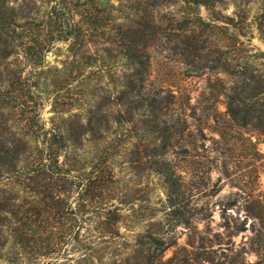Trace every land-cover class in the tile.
Returning <instances> with one entry per match:
<instances>
[{
	"label": "rangeland",
	"instance_id": "374dc122",
	"mask_svg": "<svg viewBox=\"0 0 264 264\" xmlns=\"http://www.w3.org/2000/svg\"><path fill=\"white\" fill-rule=\"evenodd\" d=\"M262 3L0 0V264H264V133L216 68L264 61ZM47 30L37 67L2 44Z\"/></svg>",
	"mask_w": 264,
	"mask_h": 264
},
{
	"label": "trees",
	"instance_id": "16d2710c",
	"mask_svg": "<svg viewBox=\"0 0 264 264\" xmlns=\"http://www.w3.org/2000/svg\"><path fill=\"white\" fill-rule=\"evenodd\" d=\"M198 2V0H195ZM254 20L260 34V37L264 40V0L261 5V12L255 16ZM2 22L9 26H18L16 19L13 17H3ZM236 25V31L234 35H238ZM51 30H47L44 33L41 41V49L39 52V59H31L27 56L38 43V39H30L26 36L22 37L20 43H16L11 38H6L2 41L8 54L18 53L24 56V63L34 66H40L45 62L47 52L50 50L54 39L50 37ZM244 41L240 39H234L231 46L233 54L231 57H227L225 61L219 63L216 68L218 72H224L230 81L226 96V111L229 113L231 119L245 132L257 131L264 133V61L252 58L251 54H248L246 49H243L242 45ZM248 47L252 46L251 42H247ZM246 47V46H245ZM264 56V50L261 51ZM132 54H127V64L136 66L138 63H142L143 60H137ZM26 57V58H25ZM94 170V169H93ZM92 170V171H93ZM163 176V175H162ZM109 214L106 212V215ZM161 240L157 239L153 235H144L142 239L137 241V247H142L146 244L160 245Z\"/></svg>",
	"mask_w": 264,
	"mask_h": 264
}]
</instances>
